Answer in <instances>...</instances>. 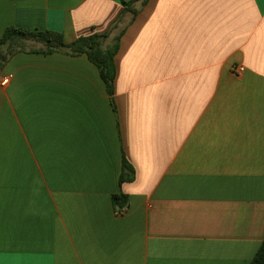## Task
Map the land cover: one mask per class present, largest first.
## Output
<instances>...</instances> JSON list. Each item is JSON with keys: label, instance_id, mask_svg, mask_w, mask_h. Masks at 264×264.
<instances>
[{"label": "crops", "instance_id": "crops-1", "mask_svg": "<svg viewBox=\"0 0 264 264\" xmlns=\"http://www.w3.org/2000/svg\"><path fill=\"white\" fill-rule=\"evenodd\" d=\"M123 9L0 0V39L70 43ZM131 19L112 98L85 55L0 70V264H249L264 241V0H150Z\"/></svg>", "mask_w": 264, "mask_h": 264}, {"label": "trees", "instance_id": "trees-1", "mask_svg": "<svg viewBox=\"0 0 264 264\" xmlns=\"http://www.w3.org/2000/svg\"><path fill=\"white\" fill-rule=\"evenodd\" d=\"M150 0H122L124 9L122 15L104 34L92 33L88 36L77 38L68 43L64 35L52 30H27L16 27H7L0 39V70H2L12 57L19 52H32L39 54L62 53L70 56L85 55L90 62L99 68L101 80L104 82L109 96L114 95L115 56L120 50V41L126 27L122 25L124 15L131 14V24L140 10ZM138 6L136 7V5ZM133 169L124 159L122 165L121 184L133 180ZM116 212L121 214L129 205L127 195L116 193L113 195ZM249 264H264V241L261 243L256 255Z\"/></svg>", "mask_w": 264, "mask_h": 264}, {"label": "built area", "instance_id": "built-area-1", "mask_svg": "<svg viewBox=\"0 0 264 264\" xmlns=\"http://www.w3.org/2000/svg\"><path fill=\"white\" fill-rule=\"evenodd\" d=\"M234 70H235L238 74H241V73H243L244 68H243V67H238V66H237V67L234 68ZM10 80H11V76H6V77H4L3 80H2V84H3L4 86L9 85Z\"/></svg>", "mask_w": 264, "mask_h": 264}]
</instances>
